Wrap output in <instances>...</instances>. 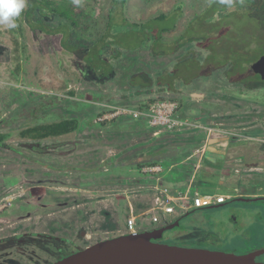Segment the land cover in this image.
I'll return each mask as SVG.
<instances>
[{"label":"rangeland","instance_id":"rangeland-1","mask_svg":"<svg viewBox=\"0 0 264 264\" xmlns=\"http://www.w3.org/2000/svg\"><path fill=\"white\" fill-rule=\"evenodd\" d=\"M112 1L83 0L85 13L94 11L92 14L97 16L101 9L102 13L109 11L113 6ZM125 13L128 22L132 23L130 30H141L140 33L146 35H152V32L143 27L142 21L148 23L147 21H155V18L163 14L167 15L169 18L166 24L174 27V39L169 44L168 39L173 34H166L169 37L166 39V52L162 45L152 51L150 42L137 50L141 40L132 31L126 32L127 28L120 24L116 27L117 32L113 33L118 38L115 43L112 42L116 50L108 57L111 58L109 63L114 69L112 75L106 76L108 78L95 75V79H86L69 75V72H76L74 66L77 59L62 49L59 40L51 44L43 35L38 39L34 38V28L30 25H26V36L22 32L16 35L32 54L24 62L18 75L11 68L12 62L5 63L10 43L2 46L6 50L1 55L0 67L3 69L0 71V122H4L0 125V133L7 135V147H0V211L13 198L9 196L14 194V191L3 194L4 190H16L13 184L23 171L20 168L31 163H59L76 166L77 169L83 168L82 172L59 171L56 179L90 185L86 189L62 187L58 194L51 195L55 198L52 203L71 205L70 208L63 206L64 210L52 206L53 212L62 210L58 216L44 215L39 221H33L30 215L26 217L27 221H23V217L0 216V228L7 227L9 219H12L14 226L28 227L36 222L34 231L42 237L30 238L32 235L28 234V243L19 246L34 261H43V256L39 255L51 250L55 244L57 248L59 243L45 238L49 235L55 238H68L71 235L72 239L75 238L76 248L72 250L53 248L59 254L74 253L109 238L111 224L117 225V210L118 214L120 211V219L124 224V232L119 235L127 234L125 230L129 231L128 222L135 217L137 228H141L138 231L144 226L158 224L151 221L155 216L160 218L159 222L164 217H171L172 215H164L162 210L156 209L157 188H166L181 202L187 200L191 205L195 198L219 195L218 191L201 195L192 184L194 177L191 181L187 180L189 184L176 186L186 176V172L178 169L183 159L176 160L172 154L159 160L162 163L157 166L162 171L155 180L142 175L139 164L152 160L155 152L152 147L166 143L177 135L182 136V139L195 135H203L205 138L206 134L220 135L228 147L237 146L234 150L237 155L230 157L237 161L243 156L239 154L242 153L239 149L246 148L248 152L255 154L254 161L259 162L261 168H243L236 172L240 169L239 166H236V170L231 167L232 174L237 173L240 178L234 177L233 182L218 185L217 188L233 191L237 193V197L246 195L245 191L251 186L259 187L257 184L262 185L261 189L254 187L252 190H256L257 194L264 190V82L254 76L256 74L251 70L253 63L244 65V70L240 69L237 79L241 83H238L234 73L227 67H223L225 73L222 76L216 77L215 65L201 56V51L208 54L212 51L214 54L217 50L220 52L219 61L227 62V66L233 64L235 58L238 60V57L239 66L244 57L260 58L262 54L259 49L262 48L264 52V0H129ZM40 20L47 23L43 17ZM136 22L142 23L134 26L133 23ZM0 32L3 38L8 39L9 35L2 25ZM94 33L92 31L90 35H95ZM103 57L107 58L105 53ZM179 58L188 62L184 68L178 67ZM191 66L194 68L193 72L189 71ZM134 74L137 83L144 81L146 87L136 85L135 88L130 85ZM64 82L69 85L65 92L61 90ZM163 88L169 92H162ZM15 90L20 92L23 99L17 97ZM72 91L74 95L70 93ZM153 97L174 98V101L158 100L146 110L157 102H177L178 115L175 117L188 120L190 126L172 131L167 127L152 126L147 118L140 117L138 119H142L144 124L142 132L141 126L132 127L135 118L120 115L123 110L138 111L134 108ZM8 99L11 100L8 102ZM32 105L39 109L35 115L37 123L75 118L82 123V128L73 135L37 143L36 146L40 148L34 150L32 147L21 146L27 141L20 140L18 133L27 128L31 122L29 120L34 117L24 114V108ZM104 108L111 113L103 117L97 116L96 111L99 109L103 112ZM148 125L152 131L146 130ZM254 131H258L256 138V135L251 134ZM155 137L160 138L155 140ZM170 163L178 164L174 167ZM225 164L226 162L223 165ZM95 168L98 170L95 171ZM21 187L22 191L27 189ZM42 190L45 191V188ZM42 190L37 194H42ZM252 190L249 189L248 193ZM45 194L48 195L46 191ZM109 195L114 198L108 197ZM227 204L223 208L198 211L181 228H177L178 231L173 236L166 237L165 243L238 255L255 252L264 245V203L233 204L229 201ZM77 210L80 213L73 219ZM177 211L183 210L178 207ZM69 212L72 213L70 220L66 219L67 223L63 221L62 224H70L71 229L67 226L60 232L48 231L51 222L68 217ZM210 220L215 222L214 228L206 227L205 222ZM20 231L0 235V264H15L18 260L14 258L17 255L14 254L16 251L13 247L19 242L10 238ZM78 238H81V247ZM64 256L60 255L59 259ZM54 257L53 262L46 264L55 263L58 255ZM25 261L20 260L18 263L25 264Z\"/></svg>","mask_w":264,"mask_h":264},{"label":"trees","instance_id":"trees-1","mask_svg":"<svg viewBox=\"0 0 264 264\" xmlns=\"http://www.w3.org/2000/svg\"><path fill=\"white\" fill-rule=\"evenodd\" d=\"M128 3L129 0H113L111 4V6H113L109 11L107 10L102 13L103 11H101V9L100 15L94 16L92 14L94 11H92L90 14L85 13L83 0H79L78 4L74 2V0H26L25 9L21 13L20 17L16 20L17 27L14 29H8L4 27L6 28V32L9 35L8 39L3 38V35L0 32V67L2 63L1 55L4 50H6V47L2 46L5 43L9 42L11 48L6 52L8 57L6 58L5 63L12 62L11 68L15 70L16 75H18L17 73L21 72L22 67L25 65L24 62H27L28 59L31 58L32 54L31 52H29L28 46L24 43L22 44V42L16 35L18 32H22V35L26 36V25H30L34 28V38L38 39L40 35H43L49 39L51 44H54V41L59 40L62 49L68 54L73 55L77 59L74 66L76 72H69V75L86 79H95V75H97L99 78H108L106 76L112 75L114 72L113 66L109 63L111 58L108 57L116 50V48H113L112 42L115 43V39L118 38H115V35L113 33L117 32L116 27L120 26V24H123L124 27L127 28L126 32L130 30V26L132 25V23L128 22L129 20L125 13V9L127 8ZM40 17L45 18L47 23H42ZM56 17L59 18V21L57 22ZM168 18L169 17L167 15L163 14L162 16L155 18V21L150 20L147 21L148 23H145L146 21H142L143 23H133L134 26H139L141 25L140 23H142L144 28H147L152 32V35H146L144 33H140L141 30H130L133 33L137 34L139 40H141L140 44L137 46V48H140L137 50L142 49L144 47L143 45L150 42V49H152V51H155L158 47L160 48V45H162L164 51L166 52V39L169 38L166 36V34H173L172 37L168 39L169 44L171 43V41H173V36L175 35L174 27L172 25L166 24ZM35 29L40 31H35ZM92 31L93 33L95 32V35H90ZM93 36L94 38L92 39ZM34 38L33 40L37 41ZM259 50H261L259 53L262 54V48H260ZM103 52L105 53V56H107V58L103 57ZM201 52V56L206 57V59H209L210 63L215 65L216 77L222 76L225 73L223 71V67H227L231 71V73H234V77L236 80H238L237 77L240 69L244 70V65L254 63L258 58L257 56H253L251 58L244 57L242 58L241 66H239L240 59L238 57V60L235 58L233 64L227 66V62L225 63L219 61V51L215 50L214 54H212V51H210L209 54L203 51ZM181 62H184L185 64L188 63L179 58L177 60V65L179 66ZM168 69L169 67H167V70ZM189 69V71L191 72L194 71V68L192 66ZM1 70L3 69H0V71ZM11 72L12 74L14 73V71ZM254 76H258V78L261 80L259 75ZM16 78L18 79L17 76ZM260 80L259 82L262 81ZM238 81V83H241L240 80ZM152 82L156 84L155 80L153 79ZM130 83L133 86L137 85L140 87H146L144 86V81H141V83L139 81V83H137L136 74L132 76ZM68 87V83L64 82L61 86V90L65 92V89H68ZM157 91H159V89L156 90V92ZM163 91L166 92L167 90L163 88L162 92ZM14 92L18 98L23 99L18 90H15ZM241 92H244V90H241ZM70 93L74 95V91ZM150 93H152V91H150ZM10 100L11 99H8V102ZM158 100L174 101L173 98L166 99V97H153L147 103L141 106H137L134 109L141 112H146V109L150 106V104ZM108 110L109 109L104 108L102 112L98 109L96 111V115H99L101 117H103L104 115L106 116L111 113V111ZM38 112L39 109L34 105L24 108V114L29 115L30 117H34L29 120L31 121L29 122V126L18 133V137L20 138V140L27 141L25 144H21V146L32 147V150H34L36 148H40L39 146H36L37 143L57 138L59 139L64 136H70L79 132L82 128V123L75 118H62L53 122L37 123V116L35 115ZM1 116L2 112H0V118ZM3 123L4 122L2 120L0 122V125ZM136 125L141 126V131L143 132L144 124L142 122V119H134L132 127L135 128ZM148 126H146L147 129H145L148 131H152L153 129L150 126L149 128ZM158 138L160 137H155V140H157ZM182 138V136L177 135L175 138H170L168 141H166V143L162 142L154 145L152 148L155 150V152H153L154 154L152 160L146 161L145 164H139V169L141 170L144 166L160 165L162 161L159 160L161 158L165 159L168 154L175 155L176 157L179 156V158L185 161L184 163H186L187 159L189 158H193V161L197 162L198 157L194 156V152L199 150L204 142L199 141L200 136L197 135L193 136L192 138ZM6 140L7 135L0 133V147H7V144L5 143ZM183 161L180 162L182 163L181 166L185 165ZM197 173L198 172H195L194 175H196ZM205 209L210 208L205 207ZM200 210L203 209L201 208Z\"/></svg>","mask_w":264,"mask_h":264},{"label":"flooded vegetation","instance_id":"flooded-vegetation-1","mask_svg":"<svg viewBox=\"0 0 264 264\" xmlns=\"http://www.w3.org/2000/svg\"><path fill=\"white\" fill-rule=\"evenodd\" d=\"M263 56H264V52L262 53L261 57H263ZM185 65L186 64L184 62H181V64L178 67H183L184 68ZM257 132L258 131H254L251 134L252 135H256L255 136V138H256L257 137V134H256ZM239 154H243V156H241L238 159V161L236 159V162L234 163V165H232L233 167L239 166L238 168H242V169L243 168H245V169L252 168L251 170L260 169L261 168L260 163L257 162V161H254L253 156H249V155H246L244 153H239ZM256 160H259V158H257ZM25 166H26L25 168H22L23 171H21L18 181L15 182V184H13V185H15L16 190H9L8 191L7 189H5L4 192H3V194H7L8 192L14 191V194L9 196V197H13V198L9 201V204L5 205V207L0 211V213H1L0 216L1 217H3V216H5V217H10L11 216V218L13 216L19 217V218L23 217L22 220L23 221H27L26 217L28 215H30V219H32L33 221L34 220L35 221H39V219L44 217V215L58 216L60 213H62V210H64L62 208L63 206L70 208L71 205H68V204L64 205L63 203H52V201H54L55 198L51 197V195L58 194L59 191H60L59 188H62V187L63 188H73V189H84V188L86 189L87 187H90V185L87 184V183L79 184V183H76V182H68V181L56 179L57 178L56 176L58 175V173H60L59 171L62 172L63 170H68V171L73 173V172L79 170V171L82 172L83 168L77 169L76 166H68L66 164H59V163H53V164H49V163L32 164L31 163V164H28V165H25ZM66 167H68V168H66ZM97 170L98 169L95 168V171H97ZM19 172H20V170H19ZM84 173H82V174H84ZM39 175H42L46 179L42 178V176H39ZM18 176H19V174H18ZM21 186H24L27 189H25V190L23 189V191H22L21 188H23V187H21ZM42 188H45V191L48 194L47 196L45 194V191L42 190ZM35 189L38 190V191H36ZM40 189L42 190V191H40V192H42V194L38 195L37 193L39 192ZM28 191H30V193ZM263 191L264 190L261 191L262 193L257 194L256 190H252V191H250V193L251 194H256V196H264V192ZM108 197H111L112 199L114 198V196H110V195ZM6 201H8V200H6ZM229 201L231 202L232 200H227L223 204L228 205L227 203ZM76 203H77V201H76ZM8 206H10L9 210H8ZM52 206H56L58 208H62V210L57 211V212H53L52 211ZM213 206H215V205H213ZM28 207H31V209L29 210ZM198 211H203V210L192 209V210L187 211V212L186 211H184V212L183 211H177L171 217L162 218V221H160L158 224H150L148 226H144L143 229L141 231H139V233L152 232L154 230L161 229V228H163L165 226H170L172 224H175L178 220H181L183 218L181 220L179 226L175 227L174 230H172L171 232L166 233L165 237L162 240H160V242L165 243V238L166 237L173 236L175 231L176 232L178 231L176 229L177 228H181L183 226V224H185L187 221H189V219L193 215L195 216V214ZM77 213H80V211L77 210V212H75L73 214V219L76 218V214ZM71 214L72 213L69 212L68 217H66V218L63 217V219L61 217L59 220H57L55 222H51L49 224L48 231L49 232H51V231L52 232H60L61 230H65L67 226L69 227V229H71L70 224H68L67 226L62 224L63 221H64V223H67L66 219H67V221L70 220ZM188 214H191V215L187 216ZM202 216H206V215H202ZM120 218H121L120 211H119V214H118V210H117V225L111 224V226L109 228V230H111V231H109V234H108V235H110L109 238H113V237L119 236V234L121 232H124V224H123V222L121 221ZM228 221H230V220H228ZM46 223H48V222L46 221ZM13 224H14V222L12 221V219H9L8 223H6L7 227L0 228V235H3L5 233L11 232V231H16V230L20 231L21 230L18 233V235L12 234V235H15V236H12V235H11L12 237L10 236L11 240H15V241L19 242L18 244L15 245V247H13V250H15L17 252V253L16 252L14 253V254L17 255L14 258L18 259L17 261L14 262L15 264H19L18 262H20V260L21 261L26 260L25 264H28L31 261L33 262L32 264H46L48 262H53V260L55 258L54 256H56V255H58L57 259L59 260L60 255L61 256L65 255L63 257V258H65V257H67V256L72 254V253L69 254V252L66 253V254H65V252H60L61 254H59L58 251L53 249V248H56V244H55V246L52 247L51 250H49V251L47 250L46 252L43 251V254L41 253V255H39V256H43V261H40L38 259L36 261H34L32 258L28 257L27 254L23 253L19 249V246L28 243V239H29V237H27L28 234L32 235V236H30V238L42 237V236H40V234L38 232L34 231L36 222H33L28 227L14 226ZM205 225L208 228H214L215 227V222L212 221V220H210V222L206 221ZM125 231H126L125 233H129V231H127V230H125ZM67 235L68 234H66V236ZM81 236H84V234H82ZM45 238H47V239H49L51 241H55V242L59 243L57 245V248L59 250L63 249V250L69 251V250H72L73 248H76L75 238L72 239L71 235L68 238L67 237L66 238H60L58 236H57V238H55V237H53L51 235H49V236H47ZM109 238H107V239H109ZM253 239H255V238H253ZM78 243H79V247H81V243H82L81 242V238H80V240L78 238ZM63 245H66V247L63 248ZM85 247H87V246H85ZM81 249H83V248H81ZM263 250H264V245H261V247H259L258 250H255V252L253 251V252L246 253V254H256L257 252H260V251H263ZM63 258H61V259H63ZM263 259H264V255H259V256H255L254 257V260L257 261V262H263L264 263Z\"/></svg>","mask_w":264,"mask_h":264},{"label":"water","instance_id":"water-1","mask_svg":"<svg viewBox=\"0 0 264 264\" xmlns=\"http://www.w3.org/2000/svg\"><path fill=\"white\" fill-rule=\"evenodd\" d=\"M251 69L264 82V56L253 63ZM259 202L264 203V196L238 197L230 203ZM225 206L219 204L209 208ZM181 220L152 232L128 233L99 241L53 264H264L254 260L255 256L264 255V250L256 254L238 255L160 242L166 233L180 225Z\"/></svg>","mask_w":264,"mask_h":264},{"label":"crops","instance_id":"crops-1","mask_svg":"<svg viewBox=\"0 0 264 264\" xmlns=\"http://www.w3.org/2000/svg\"><path fill=\"white\" fill-rule=\"evenodd\" d=\"M130 85L133 86L132 84H130ZM133 87L136 88V86H133ZM189 90H192V89H189ZM189 90H188V92L191 93ZM199 139H200L199 141H203L204 143H203L202 147H200L199 150L194 152V156L198 157V160H197V162H195V161H193V158H190L187 160L186 163H184L185 161H183V163L185 165L179 167L178 169L185 171L186 176L183 177L182 180L180 182H178V184L176 186H178V185L185 186L186 183L189 184V182H187V180L191 181L192 180L191 177L193 174L194 182L192 180V184L194 187L198 188V190L201 192V195H203V194L206 195V194H209L211 192L216 193L218 191L219 195L232 196L233 191H230V190L227 191V190L222 189L221 187L217 188V186L218 185L224 186L228 182H230V183L233 182L234 177L240 178V176L237 173L235 175H233L232 170H231V167H233L232 165H234V163L236 162V159H234V158L230 159V157H232L233 155H237V153L234 152V150H236L237 146L228 147L227 146L228 144H226L225 139L222 138L220 135H217V134H208V135L206 134V138H205V136L201 135ZM239 150L242 153L249 155V156L255 155V154H251V153L247 152L248 150H246V148H243V147ZM178 159H181V158H179V156H178V157H176V160H178ZM225 162H226V164L223 165ZM170 164H171V166L174 165V167H177L178 163H176V164L170 163ZM15 166L16 165H14V167ZM194 167H195V169H194ZM233 168L235 169L236 166ZM20 169H22V168H20ZM241 169L242 168H240L238 170L235 169V170H236V172H238ZM13 170H15V168H13ZM256 170H258V169H256ZM195 172H198V173L196 175H194ZM15 175H18V174H15ZM245 181L248 182V180H245ZM257 185L259 187H256L254 185V186H251L250 188H248L245 191L246 195H243L242 197H251V198L261 197V196H256L255 194L248 193V190L249 189L252 190L254 187L261 189L260 186H262V185H260V184H257ZM233 199H235V198H232V200ZM212 206H209V207H212ZM200 209H196V210H200Z\"/></svg>","mask_w":264,"mask_h":264},{"label":"built area","instance_id":"built-area-1","mask_svg":"<svg viewBox=\"0 0 264 264\" xmlns=\"http://www.w3.org/2000/svg\"><path fill=\"white\" fill-rule=\"evenodd\" d=\"M179 104L177 102H157L150 107L146 112L140 111H126L120 112V115L131 116L135 119L140 117L147 118L152 126L167 127L169 130H181L190 126L188 120H181L175 117L177 114V109ZM127 113H131L128 115ZM117 115V114H116ZM108 117H105V119ZM162 171L161 167L158 166H144L141 169L143 176H150L153 180L157 178L159 173ZM156 193V209L162 210L161 213L164 215H173L178 210V207L183 211H189L190 209L205 208L212 205L223 204L227 200H232V198L237 197V193H232V196L227 195H207L204 197L195 198L192 205L187 200H181L175 197L166 188H157ZM181 203V204H180ZM180 205V206H179ZM159 217L155 216L151 219L154 223H159ZM137 218H133L128 222L129 233H137ZM139 232V231H138Z\"/></svg>","mask_w":264,"mask_h":264},{"label":"clouds","instance_id":"clouds-1","mask_svg":"<svg viewBox=\"0 0 264 264\" xmlns=\"http://www.w3.org/2000/svg\"><path fill=\"white\" fill-rule=\"evenodd\" d=\"M74 2L78 4L79 0H74ZM25 7L26 0H0V25L8 29L16 28V20Z\"/></svg>","mask_w":264,"mask_h":264},{"label":"bare ground","instance_id":"bare-ground-1","mask_svg":"<svg viewBox=\"0 0 264 264\" xmlns=\"http://www.w3.org/2000/svg\"><path fill=\"white\" fill-rule=\"evenodd\" d=\"M258 59H260V58H258ZM60 123H61V122H60ZM180 134H181V133H180ZM156 192H157V191H156ZM7 203H8V202H7ZM9 207H10V206H8V210H9ZM5 211H6V210H5ZM188 213H189V212H188Z\"/></svg>","mask_w":264,"mask_h":264}]
</instances>
